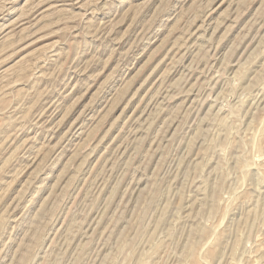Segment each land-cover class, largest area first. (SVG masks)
Returning <instances> with one entry per match:
<instances>
[{"label": "rangeland", "instance_id": "1", "mask_svg": "<svg viewBox=\"0 0 264 264\" xmlns=\"http://www.w3.org/2000/svg\"><path fill=\"white\" fill-rule=\"evenodd\" d=\"M0 264H264V0H0Z\"/></svg>", "mask_w": 264, "mask_h": 264}]
</instances>
